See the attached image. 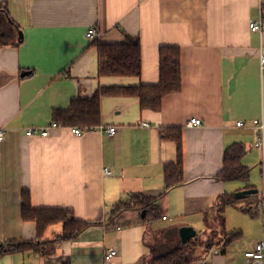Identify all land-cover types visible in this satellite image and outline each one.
Segmentation results:
<instances>
[{"label": "crops", "instance_id": "1", "mask_svg": "<svg viewBox=\"0 0 264 264\" xmlns=\"http://www.w3.org/2000/svg\"><path fill=\"white\" fill-rule=\"evenodd\" d=\"M1 3L23 38L18 41L10 19L0 17V127L6 129L0 137V242L63 234L60 222L40 235L37 222L24 219V191L35 208H71L90 225L74 239L59 240L54 253L19 251L0 257V264H104L109 247L118 251L112 264H150V244L162 242L165 229L182 225L194 226L203 240L219 230L217 243L199 246L192 264H247L245 252L255 247L264 226V150L255 145L259 130L253 125L264 118V25L263 34L250 27L264 0ZM90 27L98 37L87 36ZM128 34L140 38L141 75H100L97 42H121ZM162 45L182 50V87L159 110L142 108L136 96H104L101 125L116 126L113 135L100 125L79 135L71 125L46 135L26 133L101 86L158 83ZM191 117L202 124L187 127ZM167 127L182 128L184 178L163 192L166 164L179 154L177 143L162 135ZM235 142L247 147L248 180L217 177L225 149ZM249 187L259 191L234 195ZM132 193L160 195V215L145 220L146 212L130 208L114 216L113 208L128 203ZM227 194L239 200L226 202L223 229L217 212ZM254 199L258 205L250 203ZM237 230L238 237L225 243V234ZM176 233L173 242L181 241Z\"/></svg>", "mask_w": 264, "mask_h": 264}, {"label": "trees", "instance_id": "2", "mask_svg": "<svg viewBox=\"0 0 264 264\" xmlns=\"http://www.w3.org/2000/svg\"><path fill=\"white\" fill-rule=\"evenodd\" d=\"M0 17H8L12 23L11 32L19 36L17 23L10 17L7 4H0ZM0 30V35H3ZM19 43V42H17ZM99 52V74L114 76H140L141 75V42L138 36L126 35L125 40L117 43L97 42ZM182 87V50L177 45H162L160 47V80L154 84H138L130 86H101L91 97H77L67 109H55L53 118L61 125H77L84 130L92 129L101 125L102 122V98L110 95L136 96L140 100L142 108L159 110L164 98L178 92ZM162 135L166 139L174 140L178 145V160L167 163L165 167V192L168 188L183 180L182 161V128L167 127L162 129ZM247 147L242 142H235L225 149L223 167L217 177L222 180L241 179L248 180L250 168L243 163V157ZM162 192V193H163ZM159 196L145 195L144 193H132L128 203L118 202L113 208L114 216L125 209L146 210L145 220L157 218L160 215L158 205ZM254 196V195H253ZM253 198V197H252ZM239 199L227 194L224 205L218 209L217 217L219 225L224 229V212L226 202L238 201ZM241 200V199H240ZM259 204V200H251L250 203ZM22 210L25 220H34L38 224V232L43 234L51 224L62 223L63 234L55 239H25L5 240L0 242V257L19 251H37L44 255L55 252L59 240H71L76 238L90 223L77 219L71 208L64 207H41L35 208L31 203L29 191H24L22 197ZM249 210V209H248ZM222 229V230H223ZM174 230V231H173ZM178 228L165 229L162 232L163 240L158 244H150V264H192L197 256L196 251L202 244L212 246L216 244L218 229L212 230L206 240L202 233L191 238L186 243L179 239L173 242V233ZM224 232V231H222ZM240 231L227 232L224 236L225 243L238 237ZM177 235V233H176Z\"/></svg>", "mask_w": 264, "mask_h": 264}, {"label": "built area", "instance_id": "3", "mask_svg": "<svg viewBox=\"0 0 264 264\" xmlns=\"http://www.w3.org/2000/svg\"><path fill=\"white\" fill-rule=\"evenodd\" d=\"M263 25H264V7H261L260 14L257 19L250 22L251 30L258 31L261 34H263ZM87 36L88 37H98V31L96 27H90L87 30ZM260 60H261V67L264 69V42L260 46ZM147 124V123H146ZM202 121L198 117H191L186 120L185 125L187 127H193L195 125H201ZM239 126L245 125V122L240 120L237 122ZM253 125L258 128L259 133L257 135L255 145L262 150H264V118H256L253 120ZM61 126L57 121H52L51 123L47 124L44 127H29L26 130V133L28 135H32L35 133L46 135L49 134L51 129L57 128ZM71 130L79 135L82 134L85 130L81 127L74 125L70 127ZM100 129L107 131L108 134L113 135L116 132V126H111L108 128H104L103 125L99 126ZM6 129L3 127H0V137L5 136ZM106 171L109 172L107 169ZM263 178H264V164H263ZM260 198H261V205L263 206L264 211V186L262 191L260 192ZM164 218H167L166 215L163 216ZM118 251L117 249L113 247H109L106 249L104 254V264H112V259L117 255ZM246 262L247 264H264V226H263V235L262 237L257 241L255 247L253 249L247 250L245 252Z\"/></svg>", "mask_w": 264, "mask_h": 264}, {"label": "water", "instance_id": "4", "mask_svg": "<svg viewBox=\"0 0 264 264\" xmlns=\"http://www.w3.org/2000/svg\"><path fill=\"white\" fill-rule=\"evenodd\" d=\"M20 36H22V32H20ZM28 72L29 71H26L23 74H26ZM258 191H259L258 188L249 187V188H245V189L236 191L234 193V195L237 197H243V196L248 195V194L257 193ZM145 212H146L145 210L142 211L143 216L145 215ZM178 232H179V236L181 238V241L184 243L187 242L190 238H193L198 234L197 229L192 225H182L178 228Z\"/></svg>", "mask_w": 264, "mask_h": 264}]
</instances>
